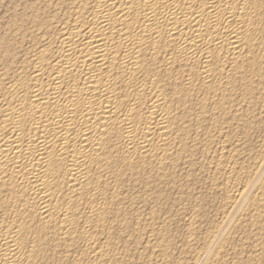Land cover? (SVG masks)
Wrapping results in <instances>:
<instances>
[{"label":"bare ground","instance_id":"obj_1","mask_svg":"<svg viewBox=\"0 0 264 264\" xmlns=\"http://www.w3.org/2000/svg\"><path fill=\"white\" fill-rule=\"evenodd\" d=\"M24 3L0 34V264H189L173 189L193 264H264V0Z\"/></svg>","mask_w":264,"mask_h":264},{"label":"rangeland","instance_id":"obj_2","mask_svg":"<svg viewBox=\"0 0 264 264\" xmlns=\"http://www.w3.org/2000/svg\"><path fill=\"white\" fill-rule=\"evenodd\" d=\"M30 2L31 0H22V1H20V0H0V34H3V33H5L6 32V30H7V26H9L10 24H11V21H12V19H13V16H14V13H15V11L16 10H21V9H23L24 7H25V3L24 2ZM18 2V3H17ZM11 16V17H10ZM5 24H6V26H5ZM3 26V27H2ZM2 28H3V31H2ZM258 137V138H257ZM261 137H259V135H256V136H254L251 140H250V144L248 143L247 144V146L245 147L246 149H251V150H249V151H247L246 152V157H248V156H254L255 154L257 155L258 154V152H257V148H258V146H259V144H261V143H259V142H261V140H259ZM255 139V140H254ZM256 140H258V141H256ZM252 141V142H251ZM255 142V143H254ZM256 143H258V144H256ZM257 145V148H256V145ZM253 146V147H252ZM253 148H254V151H252L253 150ZM249 152H251L250 154H249ZM249 154V155H248ZM254 154V155H253ZM199 187H195V189H196V191H194V193H196V194H198V193H201V192H203V191H201V189H198ZM174 191V192H173ZM176 191H177V193H176ZM188 191V190H183L182 192L180 191H178L177 189L175 190V189H173V190H171V192H173L172 193V195L175 197L174 199H173V201H175L176 203L174 204V207H175V209H173L174 210V212H173V222H174V225H173V230L172 231H174L175 233H173L172 232V236L173 235H177L176 237L175 236H173V241H174V245L175 244H177V245H175V247L177 248V249H175L176 250V252H178L177 254H180V252H181V254H182V256L181 257H185L186 259H187V261H188V258H189V261L190 262H192L191 264H193V259H194V255H190V254H194V253H187V252H189L188 250H184L183 248H185V243H184V241H185V235H184V237H183V234L186 232L185 231V228L187 229V225H188V219H189V217H190V215H191V211H188V210H191L192 209V207H191V204H190V201H188L187 199H186V197H185V195L183 194V193H186V192ZM190 191V190H189ZM197 191H199V192H197ZM192 192H193V190H192ZM182 193V194H181ZM181 194V195H180ZM180 195V196H179ZM184 195V196H183ZM181 196H183V198L181 197ZM177 197V198H176ZM182 199H181V198ZM185 197V198H184ZM178 198H180V199H178ZM212 198V199H211ZM209 197V198H207V200H205L206 201V205H209V206H207L208 208H207V219H202V221L201 220H199L200 222H202V223H200L199 222V224H198V227L200 226L201 228H199V230H200V232H201V234H200V236L199 237H202L203 239H204V237H206V236H204V234H205V232H206V234L208 233L209 234V231L211 232H214V233H210L209 235L210 236H213L214 234H216L214 237H215V239L217 238L218 239V228L220 227V223L222 224V221H223V219H224V214L222 215V212L224 211L225 212V210L223 209V207H221L222 205H220L221 203V201L219 200H217V199H219V198H214V197ZM214 198V199H213ZM176 199H177V201H176ZM184 199V200H183ZM186 200V202H184ZM209 200V201H208ZM208 201V202H207ZM217 201H218V203H217ZM181 202H182V204H181ZM209 202H210V204H209ZM178 203V204H177ZM208 203V204H207ZM183 205V206H182ZM185 205V206H184ZM187 205V206H186ZM214 206V207H213ZM191 208V209H189V208ZM213 208H214V210H213ZM179 209V210H178ZM186 211H185V210ZM221 210H223V211H221ZM178 211H180V212H178ZM179 214H177V213ZM210 214H209V213ZM223 212V213H224ZM175 214V215H174ZM222 215V217L223 218H221V217H219V216H221ZM225 215H227L226 213H225ZM176 216V217H175ZM229 216L230 215H227V217L225 218V219H228L229 218ZM209 217V218H208ZM231 218L230 219H232L233 218V216H230ZM213 220V223L211 222V221H209V220ZM176 220V221H175ZM207 220H208V222H207ZM222 220V221H221ZM210 223V224H209ZM203 224H205L204 226H203ZM212 224V225H211ZM219 225V227H218V225ZM176 225V226H175ZM213 225H214V227H213ZM216 225V226H215ZM214 230V228H215V231H213V230H210L211 228ZM176 227V228H175ZM178 227H180V228H178ZM207 227V228H206ZM216 227H218V228H216ZM184 228V229H183ZM210 228V229H209ZM204 230V231H203ZM208 230V231H207ZM184 233H183V232ZM236 231V230H235ZM234 230H233V233H234V235H237L238 234V232L236 231L235 232ZM203 233V234H202ZM237 233V234H236ZM180 234V235H179ZM205 234V235H206ZM207 234V235H208ZM179 237V238H178ZM184 238V239H183ZM201 238V239H202ZM183 239V240H182ZM216 239V240H217ZM175 240H176V243H175ZM181 241H182V243H181ZM178 242V243H177ZM182 248V249H181ZM178 249H179V251H178ZM248 249V250H247ZM247 249H245V250H247L246 252H250V248H247ZM184 250V251H183ZM187 251V252H186ZM190 262H188L189 264H190Z\"/></svg>","mask_w":264,"mask_h":264}]
</instances>
